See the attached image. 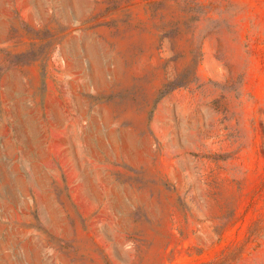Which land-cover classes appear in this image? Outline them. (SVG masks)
Wrapping results in <instances>:
<instances>
[{
	"label": "rangeland",
	"instance_id": "374dc122",
	"mask_svg": "<svg viewBox=\"0 0 264 264\" xmlns=\"http://www.w3.org/2000/svg\"><path fill=\"white\" fill-rule=\"evenodd\" d=\"M0 264H264V0H0Z\"/></svg>",
	"mask_w": 264,
	"mask_h": 264
}]
</instances>
